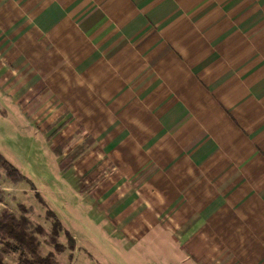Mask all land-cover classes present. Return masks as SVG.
<instances>
[{"label": "crops", "instance_id": "crops-1", "mask_svg": "<svg viewBox=\"0 0 264 264\" xmlns=\"http://www.w3.org/2000/svg\"><path fill=\"white\" fill-rule=\"evenodd\" d=\"M0 107L93 139L66 174L122 253L264 264V0H0Z\"/></svg>", "mask_w": 264, "mask_h": 264}, {"label": "rangeland", "instance_id": "rangeland-1", "mask_svg": "<svg viewBox=\"0 0 264 264\" xmlns=\"http://www.w3.org/2000/svg\"><path fill=\"white\" fill-rule=\"evenodd\" d=\"M11 112L10 108L0 107V154L30 183L15 184L4 176L0 178V192H4L0 211L7 208L18 216L24 214L41 227L45 232L42 238L39 236L42 256L52 253L58 264H130L133 260L135 264H147V258H134L133 248L124 246L123 253L120 251V243L110 236V228L98 223L94 209L78 194L80 179L75 178L73 188L71 174H59L50 150L58 145L54 141L46 143L50 139H45L42 126L37 122L23 124ZM75 142H71L70 149ZM51 213L64 229L57 236L59 251L47 242L48 235H53ZM65 231L75 235L86 252L75 246L72 250ZM5 262L14 263L15 257H7Z\"/></svg>", "mask_w": 264, "mask_h": 264}, {"label": "trees", "instance_id": "trees-1", "mask_svg": "<svg viewBox=\"0 0 264 264\" xmlns=\"http://www.w3.org/2000/svg\"><path fill=\"white\" fill-rule=\"evenodd\" d=\"M66 114L54 120L44 132H49L57 124H59ZM59 128L58 130H60ZM73 138L66 139L61 145L53 150L56 158H58V169L61 175L71 170L82 158L87 154L88 150L93 146V139L86 138L81 144L70 149ZM67 153L65 154V152ZM65 154V155H64ZM4 178L12 183H30V181L22 175L18 169L13 166L2 154H0V178ZM99 180V176L87 185L88 191ZM81 193L83 192L80 191ZM4 192H0V203L3 201ZM54 219L53 235H48L47 242L57 251L61 250L58 234L64 229L54 213H51ZM45 235L44 230L35 226L24 214L19 216L14 214L7 208L0 211V264H58L52 253L43 257L41 252V240ZM68 238L70 248H74V240L71 235L65 231ZM73 250V249H72ZM14 256V263H6L7 257Z\"/></svg>", "mask_w": 264, "mask_h": 264}]
</instances>
